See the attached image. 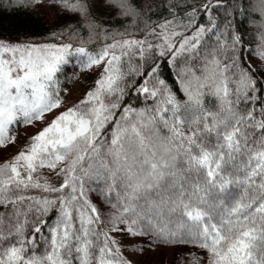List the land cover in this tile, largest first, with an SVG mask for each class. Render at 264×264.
I'll return each instance as SVG.
<instances>
[{
  "label": "snow or ice",
  "instance_id": "obj_1",
  "mask_svg": "<svg viewBox=\"0 0 264 264\" xmlns=\"http://www.w3.org/2000/svg\"><path fill=\"white\" fill-rule=\"evenodd\" d=\"M6 2L14 15L43 0ZM97 5L118 24L144 15L133 0H50L74 18L58 42L0 33V264H134L127 244L144 236L189 247L188 264H264V0H232L227 40L207 53L223 0L180 19L171 3L142 38L111 32ZM253 14L245 61L228 17ZM72 69L98 71L70 102Z\"/></svg>",
  "mask_w": 264,
  "mask_h": 264
},
{
  "label": "trees",
  "instance_id": "obj_2",
  "mask_svg": "<svg viewBox=\"0 0 264 264\" xmlns=\"http://www.w3.org/2000/svg\"><path fill=\"white\" fill-rule=\"evenodd\" d=\"M193 0H133V3L137 4L140 8H143L144 15L138 18V23L131 20L118 24L115 19V10L110 8H104L99 5L94 7V12L110 21L108 28L111 32L124 31L128 30L130 33H134L137 38H142L141 33L145 32V24L157 25L164 22L166 19H172L170 15L169 5L171 3H176L177 7V18H182L185 13L180 10L185 7L186 3H192ZM196 3H199L200 0H195ZM225 8L228 12H231V7H227L232 3V0H223ZM50 0H43L42 5L39 7H32L28 10L27 13H19L14 15H7L6 13H0V33H3L5 38H15L19 36L21 39L28 38L36 42H58L51 38V34L59 28V26L68 22L70 19L66 14L58 15L60 11L58 8H53L49 6ZM149 5L151 7H149ZM5 7L7 8V2L5 0ZM227 16V15H226ZM150 17V19H149ZM232 19L233 26L238 28L240 32L243 33L244 40L246 41L244 45V59L247 61L249 59V52L253 56L258 52L257 43L259 40V33L256 31L257 26L260 21L255 19V14L249 16H237V17H228ZM199 23L207 24V16H204L203 19L199 20ZM227 19L222 20V26H219L217 23L218 30L215 35L209 34L206 38V47L203 49L205 53L210 51L212 48L217 45V37H220L222 40H227V30H226ZM80 33L74 34L70 39H79ZM86 38V37H85ZM94 39V46L96 49H99L106 41L104 37L101 36L98 41ZM67 42V39H65ZM107 42H110L107 41ZM93 45H89L91 48ZM255 63V60H253ZM164 75L169 78L170 81L175 80V70H169L167 68L162 69ZM179 87L178 82L175 85ZM129 99L137 107H143L144 101L143 98H140L139 103H136V97L131 96ZM209 103L208 107H212L211 97L208 98Z\"/></svg>",
  "mask_w": 264,
  "mask_h": 264
},
{
  "label": "rangeland",
  "instance_id": "obj_3",
  "mask_svg": "<svg viewBox=\"0 0 264 264\" xmlns=\"http://www.w3.org/2000/svg\"><path fill=\"white\" fill-rule=\"evenodd\" d=\"M227 8L220 7L213 12L216 17V22L222 26V20L226 18ZM218 26V27H219ZM150 39H152L150 37ZM53 43V42H48ZM97 71L80 75L78 69H72V72H77V80L67 84L71 95L67 97L70 102L75 101L86 91L97 77ZM9 152H15L16 148H10ZM0 155H6L0 154ZM129 252H134L131 259L134 264H188L185 259L186 254L190 251L189 247L174 242H166L158 239L156 236H144L136 238L135 243L127 244Z\"/></svg>",
  "mask_w": 264,
  "mask_h": 264
}]
</instances>
